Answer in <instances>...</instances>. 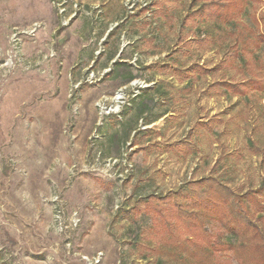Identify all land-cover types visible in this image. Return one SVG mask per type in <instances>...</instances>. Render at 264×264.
Masks as SVG:
<instances>
[{
    "label": "rangeland",
    "instance_id": "1",
    "mask_svg": "<svg viewBox=\"0 0 264 264\" xmlns=\"http://www.w3.org/2000/svg\"><path fill=\"white\" fill-rule=\"evenodd\" d=\"M211 1L0 0V264H180L183 190L264 186V91L214 86L264 81V2L222 23Z\"/></svg>",
    "mask_w": 264,
    "mask_h": 264
},
{
    "label": "trees",
    "instance_id": "2",
    "mask_svg": "<svg viewBox=\"0 0 264 264\" xmlns=\"http://www.w3.org/2000/svg\"><path fill=\"white\" fill-rule=\"evenodd\" d=\"M244 2L245 0L211 1L205 4L203 11L217 22L228 23L244 11ZM247 39L245 36L240 40L236 52L238 57L253 52ZM254 42L256 47L260 46L264 42V32L255 35ZM214 86L222 94L231 91L237 95H245L251 88L264 91V81L256 78L237 83L219 82ZM194 186L199 190L193 195L188 190H183L191 203L176 206L173 212L189 236L180 239L169 230L171 236L166 239L163 248L169 249L174 254L175 261L180 264H219L218 255L229 251H233L240 264H264V233L249 216L250 208L264 212V186L239 194L213 176L194 182ZM209 221L222 229L217 238L207 230ZM163 223L169 229L172 228L171 221ZM223 231L244 239L238 245L225 242L222 239Z\"/></svg>",
    "mask_w": 264,
    "mask_h": 264
}]
</instances>
